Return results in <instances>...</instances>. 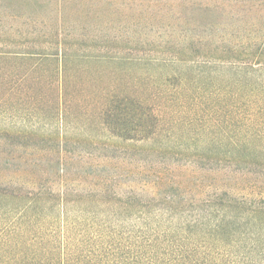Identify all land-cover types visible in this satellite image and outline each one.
<instances>
[{
	"label": "trees",
	"instance_id": "trees-1",
	"mask_svg": "<svg viewBox=\"0 0 264 264\" xmlns=\"http://www.w3.org/2000/svg\"><path fill=\"white\" fill-rule=\"evenodd\" d=\"M43 34L53 40L39 51L0 48V59L56 61L57 110L70 115L75 105L119 141L91 140L79 146L85 155L70 148V158L86 167L73 172L75 191L28 174L0 178V264H264V32L231 42L230 51L220 49L228 47L225 36L210 47L204 36L186 33L183 42H154L150 52L64 41L85 33ZM88 58L113 61L115 76L106 81L100 72L75 102L69 63ZM36 68L20 77L6 70L13 83L5 92L21 94ZM129 141L147 143L150 156L186 163L140 157L144 151L129 150ZM65 152L57 145L60 160ZM220 163L230 174L206 172ZM66 174L60 183L71 182ZM209 175L218 182L204 183ZM11 214L13 223H4Z\"/></svg>",
	"mask_w": 264,
	"mask_h": 264
},
{
	"label": "rangeland",
	"instance_id": "rangeland-1",
	"mask_svg": "<svg viewBox=\"0 0 264 264\" xmlns=\"http://www.w3.org/2000/svg\"><path fill=\"white\" fill-rule=\"evenodd\" d=\"M253 30L264 32V3L250 0H0V48L8 51H39L42 46L48 45L49 40H53L49 37L47 39L44 32L85 33L82 40L72 42L74 39L67 38L64 41L71 44L91 43L106 51L118 46L126 50L130 47L142 48L147 52L156 46L154 42L173 39L183 42L182 37L186 33L204 36L202 38L208 40L210 47L217 43L218 37L225 36L227 39L224 44L228 47L220 46V49L230 51L231 42H244L246 38L252 37ZM210 32L214 35H208ZM91 36H95V41L91 40ZM113 38L120 41L114 43ZM198 46L201 51L210 49L207 45ZM226 53L225 51L222 56L227 57L229 53ZM113 63L96 58H88L83 63H69L70 70L67 74H77V80L73 78L69 84V91L77 95L75 102L83 94L84 88H88L91 79L96 81L100 72H104L106 81L115 76L113 68L117 65ZM34 64L37 68L32 76H27L21 94L5 92L13 83V80L8 82L4 77L6 70H12L18 73L15 77H20L31 72ZM56 65V61L48 60L0 59V100L16 102L13 103L14 107L0 106V178H22L28 174L37 176L44 186H48L47 182L51 180L55 189L72 190L75 188L72 185L73 172H84L86 167L79 158H70L73 156L69 153L70 148L74 154L80 150L85 155L86 148L79 146H84V143L91 140L94 141L92 143L100 145L119 141L111 137L105 127L99 125L98 119L87 117L83 109H76L73 105L70 115L66 110L63 114L57 110L56 90L53 87L56 84ZM125 67L129 68V64H125ZM82 68H88V72ZM132 72L133 75L137 74L136 71ZM88 127L95 133L90 135ZM74 142L78 143L77 147ZM129 143L135 144L129 150L140 148L144 151L148 148L147 143ZM18 144H27L30 147L27 149ZM57 145H65L66 159L60 160ZM35 148L41 149L39 153ZM103 151L107 153V150ZM138 154L140 152H137V157ZM146 156L150 154L144 151L140 157ZM161 158L159 154L149 157L158 163L164 162L162 164L173 166H183L186 163L180 158H176L174 163L166 160V157L163 160ZM202 164L208 165L205 162ZM209 166H214L206 168V172L210 174H230L227 164ZM63 173L72 178L71 182L60 183ZM211 176L204 179V183L218 182ZM225 181L230 185V177ZM87 186L84 183L81 188L85 189ZM6 222L13 223L12 214L6 217L4 223ZM55 226H58L57 222ZM3 243L4 240H0V247Z\"/></svg>",
	"mask_w": 264,
	"mask_h": 264
}]
</instances>
